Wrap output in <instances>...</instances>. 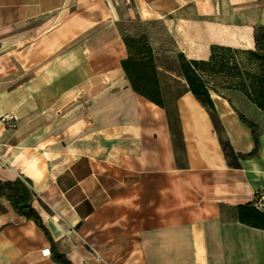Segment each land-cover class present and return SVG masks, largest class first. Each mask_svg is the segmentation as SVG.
<instances>
[{"label":"crops","instance_id":"1","mask_svg":"<svg viewBox=\"0 0 264 264\" xmlns=\"http://www.w3.org/2000/svg\"><path fill=\"white\" fill-rule=\"evenodd\" d=\"M134 17L161 21L185 58L207 61L217 45L254 47L264 0H135L126 15L119 0H0V181L29 186L51 237L0 194V264H63L54 252L71 264H264V228L236 215L264 190V129L236 167L219 141L253 148L234 110L253 103L206 74L217 132L185 81L177 151L163 106L120 64L118 22Z\"/></svg>","mask_w":264,"mask_h":264},{"label":"rangeland","instance_id":"2","mask_svg":"<svg viewBox=\"0 0 264 264\" xmlns=\"http://www.w3.org/2000/svg\"><path fill=\"white\" fill-rule=\"evenodd\" d=\"M119 4L124 15H126L129 9H134L135 0H119ZM118 23L124 36L146 35L145 33H151L154 36L155 51H153L152 58L156 66H161V69H157L161 101L175 147L177 151H182L176 102L179 95L186 89L185 79L181 74L183 57L180 55L171 35H167L161 21H143L134 17L130 21L123 20ZM258 25L261 24H255L254 28ZM262 35V30L257 27L258 42L252 49L223 47L215 51L212 62L203 66L214 71L207 75L210 87L226 89L233 97L236 94L241 100H249L253 103L252 107H247L236 101L239 111L247 118L255 121L259 130L264 129V108H259L253 100L262 101V94L264 93V64L261 59L255 56V53L264 54ZM165 70H169V73H166ZM218 127L220 129L219 125ZM220 133L225 140L223 132Z\"/></svg>","mask_w":264,"mask_h":264},{"label":"trees","instance_id":"3","mask_svg":"<svg viewBox=\"0 0 264 264\" xmlns=\"http://www.w3.org/2000/svg\"><path fill=\"white\" fill-rule=\"evenodd\" d=\"M259 27L262 32V42L264 46V24L258 25L253 30V37L255 44L257 41L256 28ZM126 44L128 54L121 59L120 64L125 72L131 87L143 97L152 101L153 103L163 106L161 101V93L158 86L157 66L153 61V51L146 35L138 36H123ZM227 46L217 45L212 48L211 57L209 60L201 59H187L182 53L183 64L181 66V74L187 83V89L206 107L210 118L218 132V120L213 101L209 95L207 83L204 76L210 71L203 66L212 62L215 57V51ZM253 51V50H251ZM255 53V52H254ZM255 56L262 60L264 64V54L255 53ZM262 101L253 100L259 107L264 108V93ZM239 119L250 129L251 136L254 142L253 148L246 153L236 154L227 139H223L219 135V141L223 152L227 158L228 164L231 166H238L237 157L245 158L257 154L259 147V129L258 124L247 118L242 112L234 108ZM0 194H4L10 201L13 209L19 214L25 216L27 219L33 220L51 240V237L44 227L41 218L37 211L31 206L32 190L27 184L19 178L13 181H0ZM237 218L247 224L256 227L264 228V211L257 209L253 202L241 204L236 206ZM53 259L63 264H71L63 254L58 252L53 253Z\"/></svg>","mask_w":264,"mask_h":264},{"label":"built area","instance_id":"4","mask_svg":"<svg viewBox=\"0 0 264 264\" xmlns=\"http://www.w3.org/2000/svg\"><path fill=\"white\" fill-rule=\"evenodd\" d=\"M252 202L257 209L264 211V190L257 191Z\"/></svg>","mask_w":264,"mask_h":264}]
</instances>
